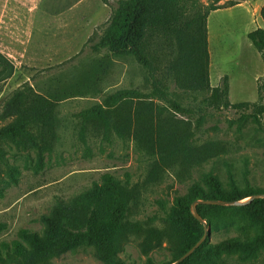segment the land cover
Wrapping results in <instances>:
<instances>
[{
    "label": "trees",
    "instance_id": "1",
    "mask_svg": "<svg viewBox=\"0 0 264 264\" xmlns=\"http://www.w3.org/2000/svg\"><path fill=\"white\" fill-rule=\"evenodd\" d=\"M221 1L203 4L199 0H118L103 33L90 46L94 53H106V57L132 58L146 72L149 92L137 88L118 90L81 115L85 123H96L99 129H104L106 136L112 130L119 135H133L154 153L158 162L151 170L152 177H157L166 166L174 167L178 159L189 168L221 151L215 143L189 147L191 132H181L168 118L159 120L154 103L163 102L171 112L185 116L188 122L195 123L196 131L202 128L211 108L248 107L251 110L242 114L237 121L239 125L243 126L249 119L261 124L264 79L259 86L260 102L250 107L246 103H230L228 76L221 86L211 87L208 18L213 11L234 7L244 0L220 4ZM261 18L264 23V6ZM248 38L264 59V28L252 31ZM15 72V63L0 51V83ZM172 86L189 93L212 92L203 105L193 107L180 103L171 92ZM86 93L77 91L69 96L66 89L30 82L13 92L0 114L4 123L0 127V180L8 185L19 184L21 171L7 158L11 149L35 151V172L45 168L46 154L59 139V103ZM135 101L138 105L133 107ZM4 176L7 178L3 179ZM229 179L226 189L218 176L205 175L203 184L194 183L186 195L175 198L165 212L162 225L157 226V216L145 222L130 219L132 192L126 183L105 173L100 181L71 197L57 198L49 213L41 216V233L21 229L18 239L2 243L0 263L53 264L54 259L66 253L90 247L105 264H127L119 253L123 243L136 235L142 238L145 252L167 244L172 253L169 261L157 263L149 258L145 264H173L206 232L192 213L194 201L234 202L264 193L263 188L253 186L248 178L244 188L237 185L232 173ZM198 211L210 227V234L180 264H231L229 259L235 256L246 264L264 250V198L244 206L200 204ZM6 229L7 224L0 222V233ZM215 233L226 237L212 242L211 235Z\"/></svg>",
    "mask_w": 264,
    "mask_h": 264
},
{
    "label": "rangeland",
    "instance_id": "2",
    "mask_svg": "<svg viewBox=\"0 0 264 264\" xmlns=\"http://www.w3.org/2000/svg\"><path fill=\"white\" fill-rule=\"evenodd\" d=\"M199 1L208 4L213 0ZM15 2L13 8L20 4L22 16L13 13L18 17L9 20L11 33L5 36L6 46L1 52L15 63L16 72L0 83V114L6 100L25 82L63 88L69 96L77 91L87 93L59 103V139L46 154L41 172H35V151H9L7 158L20 169L21 176L18 185L0 180V222L7 224V229L0 233V246L18 239L21 229L41 233V216L49 213L57 198L71 197L100 181L105 173L126 183L132 192L130 219L145 222L157 216V226L162 225L165 212L175 198L186 195L194 183L203 184L204 176L209 173L218 176L226 189L230 173L241 188L246 186L248 178L253 186L264 189V115L260 117V125L249 119L240 126L237 121L244 112H250L248 107L211 108L202 128L196 131L195 123L188 122L185 116L171 112L163 102L154 103L159 120L168 118L181 132H191L189 147L215 143L221 150L189 168L178 159L174 167L166 166L157 177L151 176V170L158 157L133 135H119L112 130L106 136L96 123L83 121L81 114L102 104L110 93L130 88L150 91L146 72L132 58L106 57V53H94L90 48L106 28L118 0ZM263 6L264 0H244L234 7L213 11L208 18L211 87L221 86L228 76L229 100L234 105L246 103L250 107L260 102L264 59L248 34L264 28ZM41 11L50 12L52 17H40ZM171 92L180 103L199 107L212 90L189 93L172 86ZM137 105L135 101L133 107ZM225 237L215 233L211 241ZM141 243V237L130 236L122 245L120 257L127 264H145L149 258L157 263L172 259L167 244L145 252ZM229 262L243 264L236 256ZM53 264L105 263L97 257L94 248L82 247L54 259ZM246 264H264V250Z\"/></svg>",
    "mask_w": 264,
    "mask_h": 264
},
{
    "label": "water",
    "instance_id": "3",
    "mask_svg": "<svg viewBox=\"0 0 264 264\" xmlns=\"http://www.w3.org/2000/svg\"><path fill=\"white\" fill-rule=\"evenodd\" d=\"M264 198V193H259V194H255L245 200L242 201H234V202H226L224 200H217V199H198L196 201L193 202L192 204V213L194 215V217L200 221V223L205 227V234L203 236V238L197 242L195 244V246H193L186 254H184L178 261H176L173 264H180L181 262H183L184 260H186L188 257H190L195 250H197V248L200 247V245L206 240V238L209 236L210 234V227L208 226L207 222L203 219V217L201 216V214L198 211V205L200 204H208V205H227V206H244V205H248L251 202H253L256 199H261Z\"/></svg>",
    "mask_w": 264,
    "mask_h": 264
},
{
    "label": "crops",
    "instance_id": "4",
    "mask_svg": "<svg viewBox=\"0 0 264 264\" xmlns=\"http://www.w3.org/2000/svg\"><path fill=\"white\" fill-rule=\"evenodd\" d=\"M15 1L23 2V0H0V51H4L5 36L6 38L10 36L12 23L9 20L16 18L18 16H22V6L17 4V8H13L12 3ZM17 3V2H15ZM25 10V8H23ZM40 11V10H39ZM13 13H18V16H15ZM40 17H44L50 19L52 14L50 12H39ZM49 17V18H48Z\"/></svg>",
    "mask_w": 264,
    "mask_h": 264
}]
</instances>
